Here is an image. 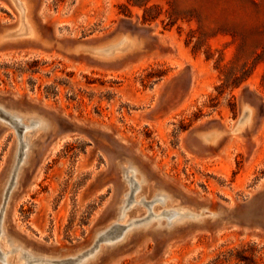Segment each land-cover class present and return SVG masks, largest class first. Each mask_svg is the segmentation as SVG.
I'll return each mask as SVG.
<instances>
[{"label": "rangeland", "instance_id": "1", "mask_svg": "<svg viewBox=\"0 0 264 264\" xmlns=\"http://www.w3.org/2000/svg\"><path fill=\"white\" fill-rule=\"evenodd\" d=\"M30 4L52 45L122 34L143 42L147 57L104 64L34 45L0 57V244L51 261L39 264L75 263L91 251L81 264H264V62L252 68L248 56L264 38V0ZM15 21L0 0V27ZM123 22L150 30L151 39H137ZM245 63L243 82L232 86ZM245 90L255 98L243 99ZM242 104L257 117L229 135L239 140L222 153L199 143L195 129L229 131ZM9 113L21 117L16 125ZM126 176L140 182L136 194ZM165 196L168 208L154 202ZM153 206L156 214L175 207L178 216H204L171 228L155 220L113 240ZM21 250L9 264H29Z\"/></svg>", "mask_w": 264, "mask_h": 264}, {"label": "bare ground", "instance_id": "2", "mask_svg": "<svg viewBox=\"0 0 264 264\" xmlns=\"http://www.w3.org/2000/svg\"><path fill=\"white\" fill-rule=\"evenodd\" d=\"M4 1H6L14 10V12L16 14V21L12 25L0 27V57L5 56L12 49H14L20 45H25V46L34 45L37 48V51H39L42 54L61 56L58 54V53H61L60 52L61 49L59 47H55L54 45H52V43L50 41H48L46 38L44 39V37L39 35L40 34L39 32L41 31V29L38 30L36 23L34 21V18L32 15V13H33L32 12V4H30V0H4ZM142 44H143V42H141V41L137 42L136 39L130 38L128 35L118 34L110 40L99 41L98 44H95L93 46H76V47L72 48L73 51H71L72 49H70V50H67L66 53L71 51L72 54H74L76 56L78 55L80 58H87L88 57V58H91L95 61H98L101 63L103 62L104 64H108V63L120 64L121 62H124L126 58L133 60V59H140L143 57H147L145 54L146 51L142 47ZM29 49L30 48L28 47L27 50H29ZM33 52H34V49H33ZM55 52H57V53H55ZM8 55H10V54L8 53ZM66 56H68V55H66ZM114 67H112V68H114ZM107 71H109V70H107ZM8 115H10V113ZM254 116H256V115H254L253 109L251 107H249L248 105L242 104L241 114H240L238 120L236 121V123L233 125V127L230 128L229 131H225L224 129L220 130V131L219 130H217V131L211 130V131H205V132L199 131L197 133V136L200 139L199 143L201 145L204 144V145L216 146L218 149H221V153H222V152H224L223 150L226 149L230 143L234 142L235 140H239L241 138V137L239 138L238 136L231 137L229 135H233L235 133H241L245 128H249V129L252 128V126L254 125V118H255ZM8 118H10V120H12L11 124L13 123L14 125H16V119H18V120L21 119V117L19 115H13V114H11ZM27 120L28 121L34 120V124L36 125V128L44 129L46 127V125L35 120L34 117H33V119L27 118ZM255 121H256V119H255ZM31 125H33V124H31ZM27 128H28L27 126L24 127V129H27ZM257 128H259V127H257ZM224 135H226V136L224 137ZM20 140H21V138H20ZM20 145H21V143H20ZM20 148H18V149H20ZM18 149L16 148V150H18ZM20 150L22 151V149H20ZM211 151H212V149H211ZM26 153H27L26 151L23 153L24 157L26 156ZM23 158H22V161H23ZM131 173L133 175V173H134L133 170ZM126 180H127L128 187H129L131 193L133 190L134 191L133 193L136 194L137 191L140 189L139 188L140 182L138 180H136V182H134L133 180H131L127 176H126ZM133 196L134 195H131V197L128 198L129 199L128 204H126L121 209V211H119L121 219H124L126 217L123 214H124L125 209H127L129 206H131L129 204L134 203V201L132 200ZM167 199H169V197H166V196L162 197V198L158 197L157 199H155L154 202H156V204H158L160 206L167 205V208H168V206L170 204H166L168 201ZM143 201L141 202L140 205L144 206L146 204ZM150 202L152 203V201H150ZM151 210H153V214L147 215L146 218L143 217L144 219H142L141 222L137 221V223H136L133 220H129V221L125 222V223H128V228L125 229V231L123 230L124 231L123 233H120V234L117 233L118 235L115 236L114 239L113 238L112 239L114 241H115V239L118 240L124 236V234L127 230L132 229L134 227L145 226L149 223H152L155 220L160 221L161 219H165L166 226H170V228H171L175 224L176 221H180L181 219L183 220V222H181V224H183L190 217H191L190 219L197 221L198 218H201L204 216L203 211H201V213L199 215H195L194 213L189 212L187 210L184 211V214H182V216H178L179 215L178 209L175 207H171L169 209H166L167 211H161V213H159V214L158 213L156 214L155 212H159L160 210L154 209V206L151 208ZM147 214H149V213H147ZM211 215H212V217L215 216L216 212H212ZM124 228L125 227H123L122 229H124ZM118 230H119V228H118ZM106 239H109V238L106 237ZM0 240H1V234H0ZM7 242H9L8 245L13 244L11 241H7ZM117 242H119V241H116V243ZM5 244H6L5 242L0 244V250H1L0 251V263L1 264H9L7 261V259H8L7 257L9 255H12V254L16 253L17 251L21 250V249L11 248L9 251H7ZM92 256H93V251L89 252V254L87 256H85L84 258H81L82 257L81 256L80 259L78 258L79 260L77 259V262L74 261L75 263H73V262L72 263L73 264L84 263L88 259L92 258ZM20 257L24 258L25 260H30L29 264L30 263L39 264V263H43V262H51L50 259H48V258H46L45 260L44 259L37 260V259H35V257L31 253L23 252L22 250H21V254H20L19 258ZM15 260H14L13 264H17V262H15ZM65 262H67V261H65ZM25 264H27V263H25ZM65 264H68V262Z\"/></svg>", "mask_w": 264, "mask_h": 264}, {"label": "water", "instance_id": "3", "mask_svg": "<svg viewBox=\"0 0 264 264\" xmlns=\"http://www.w3.org/2000/svg\"><path fill=\"white\" fill-rule=\"evenodd\" d=\"M122 25L127 27V28H129L131 30V34L132 35H136L137 39L145 38V36L149 37L150 39L152 37L150 30H145V29L138 28L134 24H131L129 22H123ZM98 43H99V41L76 40L74 42H72V41L61 42V41H58V40H54V44L53 45L55 47H59L60 49H65L66 52H67V50H70V49H72V48H74L76 46H93V45L98 44ZM71 51H73V49ZM71 51H69V52H71ZM253 98H255L254 93H252L249 90H245L244 91L243 99L252 100ZM214 127H217L216 123H212L210 125L211 129L214 128ZM199 131H200L199 129H195L194 133L197 135V133Z\"/></svg>", "mask_w": 264, "mask_h": 264}, {"label": "trees", "instance_id": "4", "mask_svg": "<svg viewBox=\"0 0 264 264\" xmlns=\"http://www.w3.org/2000/svg\"><path fill=\"white\" fill-rule=\"evenodd\" d=\"M145 13H146V11H145ZM149 20L150 19H148L147 16H145V15L143 16V22H147ZM258 48H261L262 55H259V54L256 53V49H258ZM251 55H252V61L250 63H251V67L252 68L255 67L257 64H259L260 62H264V38L260 37V38L254 39L253 46H252V51L249 53L248 56L251 57ZM248 63L244 64V68H243V72H242L241 76H236L235 75L233 77L232 86L238 87L243 82V80H244L243 77L247 73V67L249 65ZM262 84L264 85V70H263V75H262Z\"/></svg>", "mask_w": 264, "mask_h": 264}]
</instances>
